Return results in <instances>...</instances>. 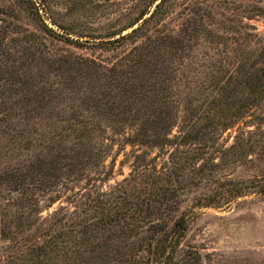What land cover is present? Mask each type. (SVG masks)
Here are the masks:
<instances>
[{"label":"trees","instance_id":"16d2710c","mask_svg":"<svg viewBox=\"0 0 264 264\" xmlns=\"http://www.w3.org/2000/svg\"><path fill=\"white\" fill-rule=\"evenodd\" d=\"M16 1L43 34L111 53L102 59L64 50L55 57L31 31L13 52L0 40V192L16 194L8 201L16 214L0 216V241H7L0 264L187 263L185 250L176 257L187 223L168 216L173 197L156 185L158 171L141 180L145 185L135 180L146 168L108 191L95 185L111 175L105 160L120 140L174 144L170 155L185 154L194 171L208 175L233 164L249 171L220 178L200 205L264 198V37L246 25L221 35L205 22L208 11L166 29L169 0H139L122 26L102 32L58 21L48 0ZM201 42L212 52L198 53ZM75 187L73 209L41 217L38 194L52 192L53 203ZM132 235L135 241L123 242ZM140 250L150 260L139 258Z\"/></svg>","mask_w":264,"mask_h":264},{"label":"rangeland","instance_id":"374dc122","mask_svg":"<svg viewBox=\"0 0 264 264\" xmlns=\"http://www.w3.org/2000/svg\"><path fill=\"white\" fill-rule=\"evenodd\" d=\"M48 2L51 15L58 21L73 24L75 29L102 32L122 26L128 19L126 16L128 11L139 0H48ZM166 9L167 15L163 20L166 29L176 28L187 16H192L195 12L208 11L210 16H205V22L221 35L233 34L226 28L229 25L236 27L246 25V30L264 37V0H169ZM40 13L43 19L48 17L44 12ZM44 21L57 33H63L62 29L51 24L48 19ZM37 24L29 15L25 3L0 0V40H4V45L10 51L13 52L25 44L24 35L31 31L38 35L37 41L44 40L45 45L42 43L41 48L47 49L55 57L64 50L102 59L110 56L111 52L99 48L81 47L45 35ZM70 36L75 37L74 34ZM27 38L34 40L33 36ZM27 44L29 45V41ZM216 47L221 48L222 45L218 43ZM196 51L212 52L202 42L197 45ZM176 132L177 128H174L172 133ZM222 139L227 140L228 133H224ZM185 148L186 146H182L180 149ZM173 149L174 144L159 148L117 141L112 144L105 160L106 168L109 166L112 168L111 175L103 182L94 183L97 188L108 191L124 178L130 179L139 169H147L145 176L140 175V178L135 180L139 183L143 179L148 180L149 176L158 171L161 178L156 179V185L168 187L167 192L173 197L169 200L172 203V211L167 212L168 216L174 219L184 216L187 223L184 236L180 240L181 249L176 252V257H180L185 250L188 261L182 264H264L263 197L246 195L230 202H214L207 206L197 203L199 199L210 194L220 178L247 177L249 171L233 164L215 171L213 175H208L207 170L196 172L192 167L193 161L189 165V159L184 157L185 154L170 155ZM84 182L85 180H82L79 184ZM76 188L73 191L61 192V197L53 203H49L47 199L52 192H48L47 195L38 194L37 197L41 201V217L49 219L60 207L73 209L69 201ZM15 195L1 190L0 216L2 213H6L7 217L16 214V208L8 204ZM31 233H34L33 229ZM136 233L141 235L139 230ZM135 240L136 236L132 235L126 236L123 242L129 245ZM6 243L7 241H0V245L4 246ZM138 257L145 262L152 256L145 250H140ZM148 264L156 263L151 260Z\"/></svg>","mask_w":264,"mask_h":264}]
</instances>
